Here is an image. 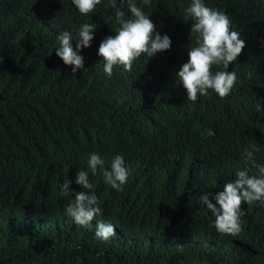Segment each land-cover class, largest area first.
I'll return each instance as SVG.
<instances>
[{"label": "trees", "instance_id": "1", "mask_svg": "<svg viewBox=\"0 0 264 264\" xmlns=\"http://www.w3.org/2000/svg\"><path fill=\"white\" fill-rule=\"evenodd\" d=\"M203 2L229 16L246 46L227 69L238 76L233 92L222 99L210 89L193 103L175 75L195 46L184 17L191 0H136L171 47L142 55L131 72L114 66L111 78L98 55L119 27L108 0L87 16L72 0H0V264H264L259 202L242 205L235 237L218 233L199 202L246 166L258 175L241 159L245 148L255 145L264 164V114L255 107L264 101V0ZM117 8L131 17L127 0ZM84 23L97 27L73 73L56 55L57 36L75 38ZM92 152L105 162L95 174ZM116 155L130 171L122 191L103 180ZM80 170L99 199L91 226L77 225L65 212L74 196L60 195L66 179L83 190ZM99 221L115 227L107 242L95 236Z\"/></svg>", "mask_w": 264, "mask_h": 264}, {"label": "clouds", "instance_id": "2", "mask_svg": "<svg viewBox=\"0 0 264 264\" xmlns=\"http://www.w3.org/2000/svg\"><path fill=\"white\" fill-rule=\"evenodd\" d=\"M72 3L84 16L93 13L102 0H72ZM130 18H125V12L117 8V0H108V7L115 9V21L119 25L115 35L101 41L98 55L103 58L104 73L111 78L114 66H122L124 71L131 72L134 62L142 55L153 58L157 53L170 49L171 39L168 35H160L156 25L139 7L136 0H127ZM144 6H150L151 0H142ZM185 22L192 21L190 36H195V46L188 47V60L175 74L178 83L187 92V100L197 102L199 96H206L209 90L214 91L220 98L228 97L234 90L238 76L235 71H228L230 64L237 61L245 48V40L240 33L231 30L229 16L221 11L208 7L203 0H191L184 9ZM96 24L84 23L80 26L76 37L70 31H62L57 36L59 47L56 55L65 65L72 67V72L84 68V58L79 53L82 49L91 47L94 39ZM76 39L73 49L72 41ZM222 67L224 70L212 72V68ZM258 100L256 111L264 114ZM259 149L252 145L245 148L241 159L246 165L257 170L258 175H249V167L235 173L232 182H226L223 191L212 195L209 192L199 197V202L215 217L214 227L218 233L238 236L242 231V217L246 215L243 204L251 205L259 202L264 207V164L256 162V152ZM104 160L92 152L88 159V168L93 174L97 169H104ZM130 171L121 155H116L111 161L110 170H103V180L116 191H122L127 183ZM72 181L65 180L60 185V195L73 197L65 212L74 219L77 225L91 226V222L99 215V199L92 192L93 184L89 173L80 170L75 183L81 186V191L70 190ZM87 190V191H85ZM116 235L111 223L99 221L96 225L95 236L103 241H109Z\"/></svg>", "mask_w": 264, "mask_h": 264}]
</instances>
